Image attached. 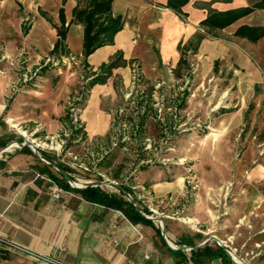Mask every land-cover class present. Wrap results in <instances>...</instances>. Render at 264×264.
<instances>
[{"label":"rangeland","instance_id":"obj_1","mask_svg":"<svg viewBox=\"0 0 264 264\" xmlns=\"http://www.w3.org/2000/svg\"><path fill=\"white\" fill-rule=\"evenodd\" d=\"M34 23L22 0H0V76L4 65L13 76L8 104L21 97L24 117L18 125L13 122L15 126L5 123L11 130L6 140L0 124L3 147L15 137L8 144L30 140L41 156L66 165L77 185L119 181L148 216L165 222L172 217L181 226L203 231L201 223L187 218L198 204L199 211L208 210L213 217L208 224L211 235L238 261L264 264V39L246 53L248 66L234 56L212 63L199 55V36L208 37L202 31L180 41L178 61L165 62L154 79L134 63L127 83L114 80L119 97L104 107L107 128L89 134L82 112L90 96L88 76L96 72L76 59L54 61L33 39ZM39 30L37 26L35 33ZM46 122L57 126L54 133ZM70 123L85 134L74 142L77 150H64ZM59 140L64 142L60 148ZM111 151L116 154L103 177L82 169ZM152 178L171 184L149 191L141 182ZM101 188L119 194L111 185Z\"/></svg>","mask_w":264,"mask_h":264},{"label":"crops","instance_id":"obj_2","mask_svg":"<svg viewBox=\"0 0 264 264\" xmlns=\"http://www.w3.org/2000/svg\"><path fill=\"white\" fill-rule=\"evenodd\" d=\"M22 1L35 17L31 30L33 39L49 54L57 38L56 31L40 12L45 13L52 24L58 26V10L63 7L68 25L77 0H66L64 5L62 0ZM166 1L113 0L112 16H121L123 28L115 35L112 45L97 49L86 59L87 66L98 73L103 64H107L115 54L122 53L124 60H135L140 64L143 75L154 79L161 65L168 60L178 61V43L188 41L201 31L206 32L208 37L199 36V55L212 63L234 56L246 65V53L254 51L256 44L264 39L252 43L234 35L240 26H264V11L259 9L224 29H207L200 25L211 13L250 7L260 0H189L181 8L183 15L166 8ZM37 26L40 30L35 33ZM82 43V26L69 25L66 45L70 56L62 57L61 60L76 59L82 62ZM130 75L129 65L114 69L105 84L95 85L89 91L90 96L82 112L89 134H101L105 131L107 117L104 107L114 105L119 97L114 89V80L118 77L127 83ZM9 80H13V76L3 65V77L0 76V124H3V140L8 139L7 135L11 131L5 123L12 120L18 125L24 120L21 97L15 98L12 105L8 104ZM44 124L50 133H54L57 127L55 124ZM17 137L20 139L23 134L18 133ZM12 148L14 147L9 149ZM29 150L32 154L18 148L5 158L0 156V238L63 264H176L179 259L170 252L172 249L167 244V247L164 246L151 226L133 224L120 211L88 203L73 191L62 190L59 198L55 199L46 180L49 178L45 166L51 172L53 168L40 162L30 148ZM145 181L142 180L141 183L149 191L156 186L167 189L163 188L164 185L171 184H163L153 178L148 183ZM197 205L188 213L187 218L201 223L203 231H195L192 226H181L174 218L166 217V239L171 244L176 245L181 238H188L194 245H198L211 236L208 224L213 221V217L208 210L199 211ZM140 211L150 215L141 209ZM151 222L159 228L155 222ZM197 240L199 241L194 243ZM207 244L214 247L209 242ZM226 246L225 248H229ZM182 252L187 259L190 257V251ZM204 263L234 264L222 258L205 260ZM0 264L41 263L24 253L0 246ZM182 264L191 263L188 261Z\"/></svg>","mask_w":264,"mask_h":264},{"label":"trees","instance_id":"obj_3","mask_svg":"<svg viewBox=\"0 0 264 264\" xmlns=\"http://www.w3.org/2000/svg\"><path fill=\"white\" fill-rule=\"evenodd\" d=\"M65 1L66 0H62V5H64ZM188 1L189 0H167L165 7L172 9L179 15H183L181 8L186 5ZM112 2L113 0H77V4L72 10V18L68 25H66L63 7H60L58 10V18L60 23L58 26L52 24L51 19L45 13L40 12V15L46 21H48L56 31L57 38L51 51L49 52V56H51L54 61L61 60L62 57L70 56L66 45V36L68 26L71 24H79L83 28L82 63L86 66V59L92 53L103 46L112 45L115 35L123 28L121 16H112ZM256 9L264 11V0H260L259 2L246 8L211 13L200 22V25L207 29H224L236 22L241 17L250 14ZM27 32L28 29L23 28V34H27ZM234 35L236 37L246 39L249 42L255 43L258 40L264 38V26H240L235 31ZM134 63L137 62L135 60H129L128 62L124 60L122 53L115 54V56L107 64H103L100 67L98 73H93L88 76L86 91L89 92L95 85L105 84L111 77L112 71L114 69L125 67L127 65L132 68ZM138 77L146 82L139 72ZM182 106H184V102L180 105V107ZM144 122L145 120L142 119L139 123L141 132L144 129ZM74 126L75 125L73 123H70L71 131L67 139L69 142H67L64 146V150L70 148H76L75 150H77L78 146L74 142L81 139L82 134L83 136L85 135L82 133L81 127L75 128ZM0 147H3L2 139H0ZM21 151L32 154L29 148L26 146L21 148ZM115 154L116 151H111L105 155V157H103L97 163V168L103 172L109 170V168L112 166V161L115 157ZM42 157L50 163H54L53 160L46 154H42ZM55 165L70 175V170L66 165L60 164L58 162H56ZM45 167L47 169V177H49V179H51L63 191H73L79 193L82 199L88 203L100 205L105 209L120 211L125 216V218H127V220L133 224L142 223L151 226L155 230L159 240L164 244V246H166V243L161 236L160 229L156 228L151 220L141 216L120 191L118 196H116L105 192L101 186H87L81 189H74L68 185L63 177H61L59 174H52L48 169L49 167ZM113 179L115 178L113 177ZM126 191L130 194L129 190ZM176 245H185L190 247L195 246L192 240L188 238H181L176 243ZM170 252L179 259L176 264H182L184 262L187 263L188 261H190L191 264H205V260H212L215 258H222L227 262L231 261L225 254L224 248L217 245L210 247L208 244H206L200 249L190 250V257L188 259L184 255V252L180 250H170Z\"/></svg>","mask_w":264,"mask_h":264},{"label":"water","instance_id":"obj_4","mask_svg":"<svg viewBox=\"0 0 264 264\" xmlns=\"http://www.w3.org/2000/svg\"><path fill=\"white\" fill-rule=\"evenodd\" d=\"M25 146L26 147H29L32 150V152L34 153V155L36 156V158L40 162H42L43 164L49 165L54 170H56L58 172V174L65 179V181L68 183V185L71 186V187H73V188L81 189V188H85L87 186H102L103 184H108V185L113 186L117 190H119L126 197L127 201L135 208V210L139 214H141L144 218L149 219V220H152L153 222H157L159 224V229H160L161 236H162V238L164 239V241L166 242L167 246L170 249H172V250H181V251H186V250L190 251V250L200 249V248L204 247L209 241L212 240V241H215L219 247L224 248L225 254L232 261V263H234V264H245L244 262L238 261L235 258V256L233 255V253L229 249H226L225 246L222 244V242L219 239H217L215 236H213V235H211L208 238H206L200 244L195 245V246H192V247L185 246V245L176 246V245L171 244L166 239V231H165V223H164V220L161 217H158V216L152 217V216H148V215H145V214L141 213L140 209L135 204V202L131 198L130 194L123 187H121L120 185H118V184H116L114 182L108 181V180L103 181V182H97V183H94V184H80V185H77L76 183L73 182V180L71 179V177L67 173H65L63 170H61L57 165L48 162L42 156H40V154L38 153L37 147L30 140H27L26 139V140H24L21 143H10V144H8L5 147H3V148L0 149V155L2 153H4L5 151H7L11 147L23 148Z\"/></svg>","mask_w":264,"mask_h":264},{"label":"built area","instance_id":"obj_5","mask_svg":"<svg viewBox=\"0 0 264 264\" xmlns=\"http://www.w3.org/2000/svg\"><path fill=\"white\" fill-rule=\"evenodd\" d=\"M131 69H133V68H131ZM137 77H138V72H137ZM76 123V122H75ZM74 123V125H76ZM78 141V140H77ZM77 141H75V142H77ZM84 141V140H83ZM64 144V142H63V140H59V143H58V147L60 148L61 147V145H63ZM72 153V152H71ZM107 155V154H106ZM74 158H76V157H74ZM103 158V157H102ZM101 158V159H102ZM100 160H98V162H99ZM97 162V163H98ZM97 163L94 165V163H92V165L93 166H89V167H87V166H85V167H82V169L84 170V171H89V169H91L93 172H94V174H96L98 177H103V174H104V172L103 171H100L98 168H97ZM47 180V182L50 184L49 186H50V192H51V194H52V196L55 198V199H58L59 198V196H60V194L62 193V189L61 188H59L51 179H46ZM109 181V180H108ZM111 182H114V181H112L111 180ZM114 183H116V184H118L117 182H114ZM83 184H85V183H83ZM91 184V183H90ZM92 184H94V183H92ZM0 246H6V247H9L10 249H13V250H15V251H19V252H21V253H24L25 255H27V256H29V257H31L32 259H34L35 261H37V262H39V263H41V264H63V263H61V262H59V261H57V260H54V259H52V258H49V257H44V256H39V255H37V254H35V253H33V252H31V251H29V250H27V249H25V248H22V247H19V246H17L16 244H14V243H11V242H9V241H7V240H4V239H2V238H0Z\"/></svg>","mask_w":264,"mask_h":264},{"label":"bare ground","instance_id":"obj_6","mask_svg":"<svg viewBox=\"0 0 264 264\" xmlns=\"http://www.w3.org/2000/svg\"><path fill=\"white\" fill-rule=\"evenodd\" d=\"M9 123H12V125L15 126L12 120H9Z\"/></svg>","mask_w":264,"mask_h":264}]
</instances>
